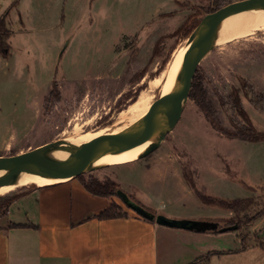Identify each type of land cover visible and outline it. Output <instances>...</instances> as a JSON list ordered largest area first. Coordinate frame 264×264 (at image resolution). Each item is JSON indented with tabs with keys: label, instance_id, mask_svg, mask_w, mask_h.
Returning a JSON list of instances; mask_svg holds the SVG:
<instances>
[{
	"label": "rangeland",
	"instance_id": "rangeland-1",
	"mask_svg": "<svg viewBox=\"0 0 264 264\" xmlns=\"http://www.w3.org/2000/svg\"><path fill=\"white\" fill-rule=\"evenodd\" d=\"M222 6L215 0H0V20L5 16L12 30L11 54L2 57L9 62L0 69V155L63 138V132L72 134L76 124L84 133L118 127V113L164 71L201 18ZM181 53L172 60L174 65L169 64L167 77ZM198 66L196 74L218 104L217 116L230 126V116L219 102L222 96L234 86L264 94V30L215 45ZM153 91L156 101L161 90ZM242 99L255 127L264 131V113L244 95ZM187 100L178 123L148 155L87 173L117 180L134 201L155 204L158 211H149L156 215L164 214L176 199L174 212L181 215L232 217L233 212L220 204L204 203L195 195L199 204L191 199L187 171L207 195L252 198L255 203L246 212L247 217L254 215L264 205V147L222 135L196 101L191 96ZM150 168L157 171L149 179L155 181L150 187L157 188L147 194L136 188ZM32 185L16 186L0 196H13ZM184 185L180 196L177 186ZM116 197L123 209L129 208ZM208 236L219 249H236L244 242L246 246L210 264H264V213L240 228ZM159 254L166 260V247Z\"/></svg>",
	"mask_w": 264,
	"mask_h": 264
},
{
	"label": "crops",
	"instance_id": "crops-1",
	"mask_svg": "<svg viewBox=\"0 0 264 264\" xmlns=\"http://www.w3.org/2000/svg\"><path fill=\"white\" fill-rule=\"evenodd\" d=\"M8 62L0 57V69ZM255 143L264 147V140ZM156 172L146 169L147 179L136 189L155 192L157 187H150L155 181L149 179ZM177 187L180 196L185 194V185ZM186 191L198 203L190 189ZM18 193L21 196L0 217V264H191L210 251H222L203 263L210 264L216 257L244 249H219L211 242L214 237L208 236L212 233L163 225L131 208H124L123 216L97 217L113 201H120L92 194L76 177L35 184ZM176 201L172 199L173 205L165 209L166 216L200 217L174 212ZM144 205L157 210L152 202ZM165 247L168 256L162 260L159 251Z\"/></svg>",
	"mask_w": 264,
	"mask_h": 264
},
{
	"label": "water",
	"instance_id": "water-1",
	"mask_svg": "<svg viewBox=\"0 0 264 264\" xmlns=\"http://www.w3.org/2000/svg\"><path fill=\"white\" fill-rule=\"evenodd\" d=\"M249 5L264 6V0L232 1L214 10V12L206 13L201 18L197 26L193 29V32L187 38L188 43L186 56L183 60V80L181 86L175 90L165 92V94L161 93V95L156 98V103H154L140 118L138 124L126 129H118L114 135L109 136L101 142H97L93 147H65L63 145L65 142H71L72 144L76 142H74L75 140L72 138L63 137L48 141L45 144L36 146L25 152L9 156L0 155V170L3 171L10 170L12 167L22 164H49L47 170H33L30 171V173L12 172V174H8L7 176H0V187L30 185V183L39 184L41 180L47 178V176L59 173V171L74 164L80 159H85L87 162L76 171V177L81 175V173L92 172L101 167L140 159L141 157L138 154L139 147L153 121H157L156 123L159 124L163 121L161 134H163L164 139H166V134L180 120L183 108L188 101L187 99L194 85L193 81L199 67L198 64L204 55L213 50L206 46V32L231 20L241 8L248 7ZM163 104L166 105L167 110H170V116L160 118L159 114ZM127 142H129L127 146V156L122 158L114 156L115 146H122ZM86 143L91 144L89 141ZM124 199H126L125 201L128 205L137 212L144 216L154 218L160 224L183 229H203L205 227L203 221L201 222L190 218L176 220L164 214L156 215L134 201H130L127 197Z\"/></svg>",
	"mask_w": 264,
	"mask_h": 264
},
{
	"label": "trees",
	"instance_id": "trees-1",
	"mask_svg": "<svg viewBox=\"0 0 264 264\" xmlns=\"http://www.w3.org/2000/svg\"><path fill=\"white\" fill-rule=\"evenodd\" d=\"M217 7L222 6L225 3L231 2V0H215ZM6 17H1L0 20V57L8 58L10 53V43L8 42L10 34L12 33L11 29H8L6 26ZM193 89L190 93V96L193 100L196 101L198 107L204 113L205 117L210 121L214 130L218 131L224 136H227L231 139H240L243 141L256 142L264 140V131H259L253 121L252 118L248 115L244 104L242 96L244 95L246 98L253 103V105L258 108L261 112L264 113V94L256 91L255 89H242L240 87H233V89L229 92L226 97H221L219 102L225 107L228 116H230V126H226L220 120L219 116H217V102L209 95L207 88H205L204 83H202V79L198 74L195 75L193 81ZM53 95V94H52ZM56 97L60 95L59 92L54 94ZM184 177L187 180L190 188L193 190L194 195L204 203L208 204H217L221 205L227 209H230L233 212V216L230 218H202L195 219L198 221H203L204 228L203 229H190L196 232H207V233H220L225 230L237 229L240 228L244 223L252 222L255 217L264 213V205L263 207L254 213V215L247 217V210L255 203L252 198H236L235 200H226L222 198H216L210 195H207L203 189L197 188L194 185L193 178L191 174L187 171L184 172ZM80 182L83 183L86 189H88L94 195H101L106 197H116L118 196L121 200L128 205L125 201L128 198L130 201H134V197H132L128 192L122 188L121 184L116 180L107 177L105 179L96 178L90 173H81V175L77 176ZM21 196V193L13 194L10 197L0 196V217L7 214L10 209L9 206L13 203L15 199ZM139 204L146 210H150L144 204L139 203L138 201H134ZM111 206L105 211L99 213L97 217L101 218H113L117 216L126 215L127 212L119 205L117 202L113 201ZM129 208H132L128 205ZM135 210V209H134ZM246 212V214H244ZM139 213V212H138ZM140 214V213H139ZM142 215V214H140ZM144 216V215H142ZM147 219L155 220L154 218H150L144 216ZM187 219V218H185ZM181 219V220H185ZM13 225V224H12ZM16 225V224H14ZM13 225V226H14ZM245 242L243 243L241 248H244ZM222 253V251H210L203 255V257L199 258L195 262L191 264H203L208 262L213 255H218Z\"/></svg>",
	"mask_w": 264,
	"mask_h": 264
},
{
	"label": "bare ground",
	"instance_id": "bare-ground-1",
	"mask_svg": "<svg viewBox=\"0 0 264 264\" xmlns=\"http://www.w3.org/2000/svg\"><path fill=\"white\" fill-rule=\"evenodd\" d=\"M257 30H264V6H256V5H249L248 7H243L237 14L231 18V20L225 22L221 26L214 28L211 31L206 32L205 34V41L206 46L208 48L214 49L215 45L222 44L228 41H232L234 38L249 36V34L254 33ZM188 43V41H187ZM187 44H184L174 53L173 59L179 55L178 60L176 62L175 68L171 71L169 76L167 77V72L169 68V64L172 62H168L167 67L162 71L159 75L155 76L149 81V88L147 90L141 91L139 96L136 98L135 101L125 109L121 110L116 118L121 123L118 127L114 128L113 130L109 129H101L97 130V132H81L82 126L76 124L74 132L72 134L63 132L64 137L74 139L76 143L72 144L71 142H65L63 145L65 147H93L94 144L97 142H101L108 138L109 136L114 135L118 129H126L131 126L138 124L140 118L144 115L146 111L154 104L156 101L152 99V91L153 90H161V93L165 94V92H169L171 90H175L181 86V82L183 80L182 77V70H183V60L186 56L187 51ZM172 64V63H171ZM174 65V64H172ZM171 66V65H170ZM155 92V91H153ZM170 116V110L166 109V105L163 104L161 107V111L159 114L160 118H165ZM157 121H153L148 131L144 135L143 141L138 150V154L140 157L146 156L153 148H157L164 142V135L161 134L162 129V122L156 123ZM80 140V141H77ZM91 143L88 144L86 142ZM129 142L125 143L122 146H115V151L113 154L117 157H126L127 156V146ZM74 147V148H75ZM155 148V149H156ZM80 162V163H78ZM87 160L80 159L74 164L64 168L63 170L59 171V173L52 174L47 176L50 178L49 181H64L65 179H70L76 177V171L79 170L83 165H85ZM49 164H22L19 166L12 167L10 170L3 171L0 170V176H7L8 174H12V172L17 173H30L33 170H47ZM45 178V179H47ZM16 185L13 186H1L0 187V194H5L13 191ZM26 187V186H25ZM18 188V187H17Z\"/></svg>",
	"mask_w": 264,
	"mask_h": 264
}]
</instances>
